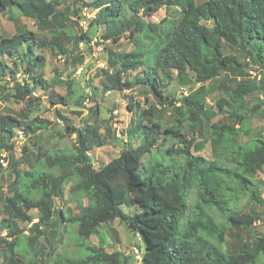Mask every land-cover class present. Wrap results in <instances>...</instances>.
<instances>
[{
  "label": "trees",
  "instance_id": "16d2710c",
  "mask_svg": "<svg viewBox=\"0 0 264 264\" xmlns=\"http://www.w3.org/2000/svg\"><path fill=\"white\" fill-rule=\"evenodd\" d=\"M170 7L179 10L178 20L164 18L157 24L147 20ZM81 8L93 13L89 26L100 29L99 45L104 44L107 55L101 93L140 88L148 105L140 109L137 103L127 104L128 110L138 112L127 129L138 143L94 168L89 152L106 146L114 132L104 122L107 136H103L95 117L75 128L56 111L65 131L74 135L70 150L37 149L34 165L23 171L8 164L12 182L5 195L0 192L5 264H23L18 251L22 224H30L32 264L38 260L39 264H129L128 256L104 249L99 229L113 221L141 239L140 264H259L264 232L250 248L228 250L224 244L227 230L251 229L260 218L256 211L242 212V200L246 206H264L254 179L264 169V139L258 133L249 135L258 104L248 107L253 96L264 99V0H0V13L16 10L52 27L50 38L27 30L0 38V78L9 76L14 99L32 107L38 100L31 93L40 90L49 94L50 105H65L60 96L54 99L51 87L37 74L44 57L34 51L50 50L83 66L93 49L91 38L85 33L73 36L67 28L71 13L78 17ZM65 38L71 47L64 46ZM121 39L133 46L128 53H115L105 45L115 46ZM18 63L23 77L18 75L22 74L17 72ZM255 67L261 68L260 77L248 81L247 70ZM132 71L137 73L129 77ZM220 76L228 87L222 89L224 96L216 106L207 108L204 87ZM171 80L189 94L171 98L165 92ZM67 87L66 93L72 95L71 85ZM167 109L171 123L162 127L160 119ZM91 113L95 116L98 106ZM47 125L37 118L0 115V151L11 150L7 141L18 132L25 139ZM196 137L201 138L198 147ZM207 142L211 159L195 156L193 152ZM27 153L23 146L21 155ZM56 201L65 209H56ZM72 203L78 214L68 208ZM30 211L37 212L35 223ZM63 225L77 235L75 255L55 251ZM92 236L96 244L88 243ZM39 239L44 246L38 245ZM82 251L87 254L80 255Z\"/></svg>",
  "mask_w": 264,
  "mask_h": 264
},
{
  "label": "rangeland",
  "instance_id": "374dc122",
  "mask_svg": "<svg viewBox=\"0 0 264 264\" xmlns=\"http://www.w3.org/2000/svg\"><path fill=\"white\" fill-rule=\"evenodd\" d=\"M90 1V0H85ZM70 9H74L69 2ZM73 11V10H72ZM75 11V10H74ZM92 12L88 9L81 8L76 17L71 13L70 22L67 23L71 35L78 36L80 33L88 34L91 38L89 44L93 47L92 52L86 55L83 66L72 65L71 59L67 57H59L50 50L34 51V54H41L44 57V65L42 68L37 70V74H40L43 81H45L51 92L53 93L54 99L56 96H60L65 100V105L56 104L50 105L48 102L49 94L34 90V95L31 94L33 99L38 101L34 103L32 107H27L26 102H21L14 99L15 89L13 88L10 78H0V115H12L16 116L20 120H32L34 118L46 121L49 123L46 128L39 129L33 136H26L25 139L14 138L7 141V145L11 146L10 151H6L4 148L0 151V159H3V163H0V192L1 195H5L7 184L12 182V178L9 176L8 164H16L19 171L26 170L27 168L34 165L33 158L37 154V149L46 152H56L59 150L68 151L73 145L74 135H70L65 131V124L60 121L56 116V111L59 112L63 117H66L75 128H81L86 123H92L95 117L97 125L99 126L100 133L103 136H107L105 127L107 126L113 131V136L108 140L107 145L101 148L91 150L89 155L91 157L92 165L97 168L100 164H105L108 161L116 158L119 153L128 148L129 146H136L138 139L135 137H129L127 129L132 125L133 120H137V111L135 109L128 110L127 104L131 101L137 103L140 109L147 108V104L144 102V97L140 94V88H135L131 91H124L121 93H109L103 95L100 91V82L102 79V71L107 68L106 65V53L103 50L104 44L100 39V29L95 26H89V20L92 18ZM178 20L179 10L175 7H170L166 10L164 8L159 9L151 18L147 19L152 24H157L162 19ZM51 26L46 24H39L31 18L23 17L18 11L12 10L7 13H0V38H9L13 34L22 32L23 30L30 31L36 34L38 37L50 38ZM98 44V45H96ZM107 47L112 49L115 53H128L132 50L133 46L130 42L125 39L115 45L111 46L106 44ZM64 46L71 47L64 39ZM82 51L83 46L79 47ZM7 61V60H6ZM23 66L18 63L17 72L22 73ZM137 71L129 73V77L135 75ZM261 74V68H249L247 70L246 79L248 81L257 82ZM19 77H23L22 74H18ZM228 81L223 76H220L214 81L208 82L205 87V101L207 108H214L218 101L223 98L222 89L228 87ZM67 84L71 85V93H66ZM197 85L193 86V89H197ZM166 94L171 98L177 100L181 95H188L189 91L180 88L173 80L167 84ZM149 99L150 96L147 95ZM254 97V96H253ZM250 98L248 100V107L258 104L257 112L251 116L250 119V134H260L264 139V99L262 97ZM80 103V105L77 104ZM95 106H98V113L92 114ZM115 112V114H114ZM170 109H167L163 114L160 123L162 127H166L171 123V119L168 118ZM172 113V112H171ZM104 122H107L105 126ZM207 138V133H204ZM201 138H195V147L200 145ZM36 145L35 147H33ZM171 142H168L166 146H169ZM27 148L28 153L21 155L22 147ZM165 146V147H166ZM165 147L163 149H165ZM162 149V148H160ZM195 156H200L205 160L211 159V149L209 142H207L203 149L200 151H194ZM147 158H144L146 161ZM38 167L43 168L42 164H37ZM54 173V171H50ZM255 181L259 186L261 198L264 200V169L255 176ZM263 183V184H261ZM3 193V194H2ZM194 194L191 192L190 197ZM245 199L241 201V211L248 212L250 210L256 211L260 214V218L256 220L251 229L240 230L232 229L227 230V243L224 247L228 250H236L245 246L250 248L253 244V240L256 239L259 234L264 232V206L249 204L246 206ZM86 200H83V204ZM56 209L65 207L56 201ZM72 214H78L79 209L75 203L68 205ZM33 216V222L36 220V211H30ZM4 217L2 212V205L0 203V218ZM25 227L22 236H20L19 246V257L23 264H32L28 259L33 254L32 246L29 243L28 238L31 235L28 231L30 224L20 225ZM65 229V230H64ZM100 232L105 241L104 249L106 252L119 251L125 256L129 257V264H140L134 257L133 250L138 249L140 252L143 251V243L138 235L133 236L130 232L126 231L122 224L117 221L110 222L100 227ZM5 235V232L0 233V237ZM50 238V234H48ZM77 235L72 231L71 226L63 225L58 230L57 239H55L57 246L55 251L57 253H70L75 255L77 249ZM38 245L44 246L43 239L37 241ZM89 244H96L97 238L92 236L88 240ZM38 247V246H37ZM35 250V248H34ZM37 250V248H36ZM87 252L82 251L80 255L84 256ZM38 259V257H37ZM0 264H5V247L0 243ZM33 264H39V260ZM259 264H264V257L260 259Z\"/></svg>",
  "mask_w": 264,
  "mask_h": 264
},
{
  "label": "built area",
  "instance_id": "2783aa9c",
  "mask_svg": "<svg viewBox=\"0 0 264 264\" xmlns=\"http://www.w3.org/2000/svg\"><path fill=\"white\" fill-rule=\"evenodd\" d=\"M31 94L34 95V92H32ZM114 114H115V112H114ZM15 138H16V140H17V138L24 139L22 133H20V132L17 133V136ZM0 163L4 164L2 158L0 159ZM133 253L135 254L134 257L136 258V260L140 261L141 257H142L141 252L138 249H134Z\"/></svg>",
  "mask_w": 264,
  "mask_h": 264
},
{
  "label": "clouds",
  "instance_id": "9594fccd",
  "mask_svg": "<svg viewBox=\"0 0 264 264\" xmlns=\"http://www.w3.org/2000/svg\"><path fill=\"white\" fill-rule=\"evenodd\" d=\"M137 249V248H136ZM142 254V253H141ZM140 262H141V260H140Z\"/></svg>",
  "mask_w": 264,
  "mask_h": 264
}]
</instances>
